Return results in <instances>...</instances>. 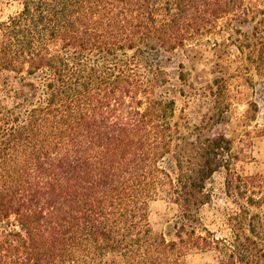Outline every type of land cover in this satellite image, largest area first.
<instances>
[{
	"label": "trees",
	"instance_id": "obj_1",
	"mask_svg": "<svg viewBox=\"0 0 264 264\" xmlns=\"http://www.w3.org/2000/svg\"><path fill=\"white\" fill-rule=\"evenodd\" d=\"M6 1L18 7L0 20V73L17 85L0 88V264H186L206 251L264 264V173H236L229 138L181 125L182 64L169 73L177 51L222 38L239 75L264 81V0ZM224 89L213 80L220 113ZM219 171L235 207L223 238L200 217ZM160 196L178 210L166 233L148 219Z\"/></svg>",
	"mask_w": 264,
	"mask_h": 264
},
{
	"label": "rangeland",
	"instance_id": "obj_2",
	"mask_svg": "<svg viewBox=\"0 0 264 264\" xmlns=\"http://www.w3.org/2000/svg\"><path fill=\"white\" fill-rule=\"evenodd\" d=\"M17 4L0 0V20L17 10ZM249 32L248 26L241 27ZM220 47L201 41L192 43L177 51L174 64L169 73L175 78L176 64L181 63L185 83H181L184 94L175 96L177 120L183 125H207L213 132L223 134L233 144V151L239 155V161L233 170L240 175L264 173V81L251 72V81L239 75L236 62L229 50L224 47L225 40L217 38ZM215 79L225 80L223 95L219 102L227 105V110L220 113L215 106V97L210 87ZM220 81V80H219ZM17 85L12 74L0 73V88ZM215 88V86H214ZM226 107V106H225ZM226 111V112H225ZM180 152L190 151L186 133L179 142ZM227 173L219 171L207 183V190L212 193L210 204L202 207L200 217L204 226L217 238L227 237L228 228L224 225V212L234 210V206L224 195ZM178 213L177 207L165 197L160 196L149 203L148 219L155 233H166L171 229ZM101 264H122L120 258L108 254ZM186 264H219L214 251L195 252L186 257Z\"/></svg>",
	"mask_w": 264,
	"mask_h": 264
}]
</instances>
